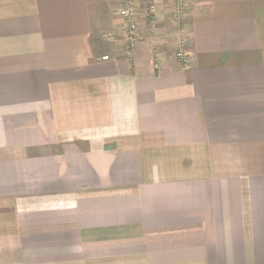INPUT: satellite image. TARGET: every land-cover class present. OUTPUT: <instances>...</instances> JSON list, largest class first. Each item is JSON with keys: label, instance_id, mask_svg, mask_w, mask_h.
Instances as JSON below:
<instances>
[{"label": "crops", "instance_id": "0c3cea01", "mask_svg": "<svg viewBox=\"0 0 264 264\" xmlns=\"http://www.w3.org/2000/svg\"><path fill=\"white\" fill-rule=\"evenodd\" d=\"M147 1L0 0V264H264V0Z\"/></svg>", "mask_w": 264, "mask_h": 264}, {"label": "built area", "instance_id": "2783aa9c", "mask_svg": "<svg viewBox=\"0 0 264 264\" xmlns=\"http://www.w3.org/2000/svg\"><path fill=\"white\" fill-rule=\"evenodd\" d=\"M186 6V0H174V6L171 9L172 16L175 20L179 21L182 17ZM156 3L154 0H148L143 15L147 18L153 26L156 19ZM115 15L122 19V30L126 36V55L131 58L133 55V47L139 36L137 35V17L139 12L135 5V0H121V5L115 11ZM184 41L180 40L179 45L175 51L174 57L180 63H185L187 60V53L185 52ZM106 59L107 56H103ZM152 67L157 69L159 62L156 57L152 60Z\"/></svg>", "mask_w": 264, "mask_h": 264}]
</instances>
